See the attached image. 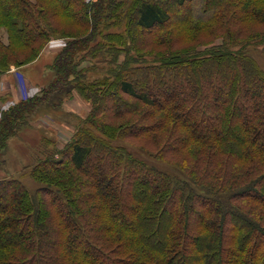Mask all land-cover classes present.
<instances>
[{"label":"trees","instance_id":"trees-1","mask_svg":"<svg viewBox=\"0 0 264 264\" xmlns=\"http://www.w3.org/2000/svg\"><path fill=\"white\" fill-rule=\"evenodd\" d=\"M194 1L0 0V75L59 36L43 94L74 89L91 104L30 169L43 190L0 179V264H264V171L245 177L264 166V0H197V14ZM42 97L3 114L0 150Z\"/></svg>","mask_w":264,"mask_h":264},{"label":"rangeland","instance_id":"rangeland-1","mask_svg":"<svg viewBox=\"0 0 264 264\" xmlns=\"http://www.w3.org/2000/svg\"><path fill=\"white\" fill-rule=\"evenodd\" d=\"M196 5H198L197 0H195L192 4V7L195 6L192 10L197 14ZM186 6L188 7V5ZM177 12L180 15L184 14L182 9H179ZM240 26L242 28L238 27L243 33L249 32L250 29L248 28H263L262 26L252 24H242ZM154 35L155 34L152 31L151 33L144 34L142 37L144 41H147L150 36L154 37ZM211 38V36H206L204 37V40H209ZM0 39L5 40V34L3 32H0ZM219 41L220 39L217 38L211 44L214 45ZM65 44V38L59 36L50 38L35 60L18 68L14 65H10L11 68L7 72L2 73V75H7V83L12 84L14 93H11V95L9 94L5 100L0 102V120L6 111L15 107L19 102L26 101L36 96H43L41 98V102L36 104L34 107L23 110L19 114L18 123L13 130V134L8 136L6 145L0 150V179H18L32 194L43 190L44 186L32 179L30 176V169L39 159L46 157L47 152L54 149V146L62 148L74 133L77 126L79 127L83 119L88 115L89 109L91 108L90 101L82 98L74 89H72L68 94H66L63 90H59V88L57 91L52 93L46 95L43 94L42 89L46 87V83L52 80L54 75L50 64L52 63L55 54L62 50ZM211 44L199 45L197 49H205ZM171 45L172 49L180 46L176 40H173ZM260 47L261 45H258L257 51ZM254 54L261 62L260 54L257 52H254ZM123 58L124 54H121L118 61L123 60ZM90 62L92 64H89L87 61H83L80 65L83 67H90L96 64V60L94 59L90 60ZM96 76L97 74L93 72L89 74L87 73L89 80H92ZM17 83L19 85V89H17ZM29 88L32 89V93L29 95H23L20 91V89L28 90ZM1 89L0 85V92H2ZM53 142L54 145H52ZM115 143L117 144V142ZM118 143L125 145L136 155L146 158L143 151L133 149L132 146L139 145L137 140H119ZM166 159H169V157L167 156ZM218 161L221 163V170L219 174L222 176L223 181L227 179L228 183L232 182L234 180V176L237 175V168L234 164V160L224 155L220 156ZM150 162L158 167L170 169L165 166V163L161 160L158 161L157 159L151 158ZM92 163V161L89 162V164ZM170 170L173 169L171 168ZM263 171L264 166L254 174L245 175V177H253ZM250 182V179L243 178L240 183L244 185H251ZM154 186L155 185L153 184L151 189H154ZM106 199H108L109 203H113V201L116 202L114 198L112 199V195L109 192L106 194ZM243 204H245V207L250 205L248 201L243 202ZM118 207L122 210L120 205H118ZM250 207L252 209V213H256L258 208L255 205ZM224 244L225 243H223V245ZM225 247L226 246L224 245V248ZM189 248L190 247H188V250Z\"/></svg>","mask_w":264,"mask_h":264},{"label":"crops","instance_id":"crops-1","mask_svg":"<svg viewBox=\"0 0 264 264\" xmlns=\"http://www.w3.org/2000/svg\"><path fill=\"white\" fill-rule=\"evenodd\" d=\"M7 80H8V78H7V75L6 74H3V75L0 76V85H1V88H2L1 91L2 92L10 91L13 94L14 93V89H12V84L11 83L8 84L7 83Z\"/></svg>","mask_w":264,"mask_h":264},{"label":"built area","instance_id":"built-area-1","mask_svg":"<svg viewBox=\"0 0 264 264\" xmlns=\"http://www.w3.org/2000/svg\"><path fill=\"white\" fill-rule=\"evenodd\" d=\"M17 89H19L18 83H17ZM20 91L23 93V95H29V94L32 93V89L31 88H29L28 90H26V89H24V90L23 89H20Z\"/></svg>","mask_w":264,"mask_h":264}]
</instances>
